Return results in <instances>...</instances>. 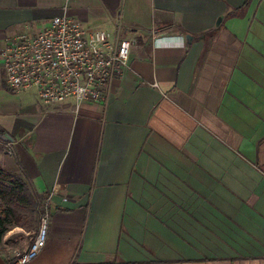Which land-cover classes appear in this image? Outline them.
Segmentation results:
<instances>
[{
	"label": "crops",
	"instance_id": "obj_1",
	"mask_svg": "<svg viewBox=\"0 0 264 264\" xmlns=\"http://www.w3.org/2000/svg\"><path fill=\"white\" fill-rule=\"evenodd\" d=\"M56 15L130 54L78 108L12 91L0 60V166L49 203L26 264H264V0H0V49Z\"/></svg>",
	"mask_w": 264,
	"mask_h": 264
},
{
	"label": "built area",
	"instance_id": "obj_2",
	"mask_svg": "<svg viewBox=\"0 0 264 264\" xmlns=\"http://www.w3.org/2000/svg\"><path fill=\"white\" fill-rule=\"evenodd\" d=\"M130 42L105 30L86 29L71 16L56 15L36 33L23 32L0 49L5 82L15 92L33 90L44 104L74 100L104 102L111 84L128 66ZM11 152L10 143L6 144ZM46 222L33 241L15 255L26 264L46 242Z\"/></svg>",
	"mask_w": 264,
	"mask_h": 264
},
{
	"label": "trees",
	"instance_id": "obj_3",
	"mask_svg": "<svg viewBox=\"0 0 264 264\" xmlns=\"http://www.w3.org/2000/svg\"><path fill=\"white\" fill-rule=\"evenodd\" d=\"M39 201L44 202L45 210L48 211L49 203L36 193L24 170L14 173L0 166V243L10 226H18L26 214L35 212V205Z\"/></svg>",
	"mask_w": 264,
	"mask_h": 264
},
{
	"label": "rangeland",
	"instance_id": "obj_4",
	"mask_svg": "<svg viewBox=\"0 0 264 264\" xmlns=\"http://www.w3.org/2000/svg\"><path fill=\"white\" fill-rule=\"evenodd\" d=\"M7 146V145H6ZM42 199V198H41ZM43 201V199H42ZM39 201L37 205H35V212L32 211V213L26 214V217L24 220H22L20 223H18V226L21 227V230L19 233H22L23 235V241L28 246L33 241L35 234L40 227L41 223L46 221V210L44 207V202ZM14 225L10 226L9 228H13ZM18 240H20L18 238ZM17 240V241H18Z\"/></svg>",
	"mask_w": 264,
	"mask_h": 264
}]
</instances>
